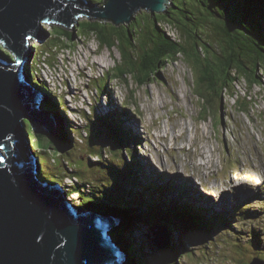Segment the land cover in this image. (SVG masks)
Listing matches in <instances>:
<instances>
[{"label":"rangeland","instance_id":"obj_1","mask_svg":"<svg viewBox=\"0 0 264 264\" xmlns=\"http://www.w3.org/2000/svg\"><path fill=\"white\" fill-rule=\"evenodd\" d=\"M92 1L100 3V0ZM175 1L180 3L179 0ZM147 12L142 10L137 15H147ZM171 13L175 18L180 14L175 9ZM185 15L194 23L199 22V16L187 12ZM54 28L56 36L66 31L74 34L73 40L69 42L70 53L56 56L48 48L47 52L53 57L45 56L46 65L56 68L65 79L64 95L70 109L64 113L69 118L68 125L79 127L75 135L76 146L70 150L71 163L81 171L86 170L85 174L94 183H100L98 176H101L109 184L112 176L106 166L111 161L123 164V160L119 139L101 116L111 114L110 111L115 107L127 106L126 112L130 119L118 122H122L126 129L143 132V147L136 148L135 152L141 165L139 175L143 176L142 173L146 172L147 176L144 177L151 182H160V186L167 181L174 189L182 187L179 197L180 201L183 198L182 204L187 209L200 208L202 204L205 210L204 203H207L216 208L213 214L224 220H206L209 227L214 229L211 234L194 232L182 223L169 230V240L173 239L177 245H180V240L184 243L183 264H264V250L257 248V243L260 248L264 246V85H251L242 80L236 92L230 90L224 95L221 113L217 117L207 116L201 101L194 94L193 66L185 58L179 57L178 61L171 64L166 62L161 69L152 70L153 78L146 86L139 87L135 80L131 79L128 84L123 79L114 78L115 68L121 66L120 51L123 46L120 48L117 45L110 50L102 48L94 36H77L78 27H43L50 37ZM165 28L179 38L180 29L167 25ZM201 36L204 41L222 44L220 37H213L212 41ZM45 40L39 39L43 44L49 41ZM122 41L129 51L126 38L123 37ZM54 47L52 45V49ZM137 52L132 51L134 55ZM50 60L55 61L53 65ZM128 66L126 62L123 67ZM109 72L112 78L105 88V77ZM262 72L264 68L259 70L260 74ZM47 74L50 76L49 72L44 73L45 76ZM34 75L37 77L36 73ZM132 91L135 92L134 97H131ZM53 92L59 102L66 106L64 95L59 97L56 90ZM49 99L44 100L45 104ZM242 102L247 103L249 113L242 111ZM54 111L61 113L58 109ZM66 126L60 130L66 133ZM101 157L105 159L106 166L93 165ZM123 157L127 158L125 154ZM52 165L56 167L58 164ZM46 179L67 189L64 177H58L56 181ZM83 180L87 179L81 178ZM70 189L74 190L75 187ZM129 190L131 187L127 192ZM67 197L70 201H80L76 194H67ZM223 204L229 205L233 220L223 212ZM101 209L108 214L106 205H101ZM116 210L113 207L112 215L108 216L121 220L118 225L122 230L124 215L120 210V213H115ZM250 220L255 224L253 227ZM225 221L228 228L219 231V222ZM252 231L256 232L254 241L247 235L248 232L252 235ZM151 246L158 249L153 242L147 245Z\"/></svg>","mask_w":264,"mask_h":264},{"label":"trees","instance_id":"obj_2","mask_svg":"<svg viewBox=\"0 0 264 264\" xmlns=\"http://www.w3.org/2000/svg\"><path fill=\"white\" fill-rule=\"evenodd\" d=\"M179 1L178 4L172 0L173 7L169 6L167 11L162 14L154 16L147 12V15H137V21H133L129 27L93 18L80 20L77 36L84 38H87V35L94 36L102 48L109 50L117 45L120 48L123 46V50L120 51L121 66L115 68L114 78L123 79L128 84L131 79L135 80L139 87L146 86L153 78L152 70L161 69L166 62L171 64L178 61L179 57L185 58L193 66L194 94L201 101L204 113L207 116L217 117L223 109L224 91L231 90L236 80L232 75L233 70H237L240 76L251 85L255 83L264 85V74L259 73V70L264 68V0ZM173 9L180 12L176 18L171 13ZM185 12L199 16V22L194 23L191 18L185 15ZM144 16H148V18ZM165 25L180 29L179 38L169 32ZM54 30L55 28L52 30L48 42L44 44L36 42L33 45L36 56L31 64V71L37 88L51 98L44 107L46 111L58 109L62 116H66L70 109L66 97L64 95L66 106L61 103L59 106L53 91L50 88H48L50 92L45 89L48 82L43 77L41 65L44 63L43 71L48 68L52 73L57 74L56 68H51L45 63L46 55L53 57L47 52L48 48L54 51L56 56L61 55L64 49L69 50L71 47L69 42L73 40L74 34L66 31V33L56 36ZM201 35L206 39L211 38L212 41L213 37H220L222 44L204 41ZM123 37L128 42L129 51L123 45ZM52 45H55L53 49ZM134 50L138 51L136 55L132 53ZM8 53H11L10 50L4 49L2 55L13 59L14 55ZM51 61L49 62L53 65L55 61ZM126 62L129 66L123 67ZM46 71L49 72V70ZM35 73L37 74L36 79L34 78ZM111 78V72H109L105 77V87ZM56 88L62 91L60 86ZM134 95L135 92L132 91L131 97ZM240 107L244 113H249V110L246 109V102H242ZM126 110L127 106L115 107L110 111L111 114L101 116V119L107 120L106 124H109L112 132L119 139L123 160V164L111 161L108 166L104 164L103 157L93 162V165L102 164L111 171L112 177L109 184L104 183L101 176H98V180L101 182L94 183L85 174L86 170L81 171L71 163L70 150L76 146L75 135L78 134V126L67 123L66 133L63 129L60 130V140L58 141L46 131L37 132L28 123L27 131L32 141L33 151L40 158L42 178L45 180L50 178L54 181L58 177H64V181L66 178L74 179L75 182L72 181L70 185H65L68 188V195L79 193V199L83 200L72 202L81 208L90 210L95 207L99 210L101 205H106L108 214H112L113 207L123 212L124 226L122 230H114L112 235L129 253L128 264H178V262L183 264L184 243L181 240L179 241L180 245H177L173 239H170L164 250H158L154 246L147 247L151 243L148 237L149 232L160 226L171 230L182 223L194 232L201 231L211 234L209 222L206 220H212V218L208 217L209 215L202 209V204L200 208L193 207L191 209H187L181 204L179 195L182 193V187L178 186L177 189H174L167 181L162 186L159 185L160 182L154 180L151 184V180L144 177L147 176L146 172L142 173L143 176L139 175L140 164L135 152L138 147H143L142 142L135 140L132 136L129 140L125 133L131 135L129 133H132V130L123 129L121 123L118 122L123 118L130 119ZM88 136L89 134H87ZM130 141L134 147H130ZM124 149L125 153H123ZM124 154L127 158L123 157ZM52 163L58 165L54 167ZM127 176L128 178H126ZM84 177L87 180L81 181V178ZM123 181H126L128 185ZM128 186L131 187L129 192H127ZM74 187V190L70 189ZM119 187L124 188V192H117ZM99 212H103L102 209ZM216 218L219 219L218 216ZM225 228H228V223L226 221L219 222L217 229L220 231ZM255 233L252 231L253 236L250 235V232L247 235L254 241ZM257 248L264 250V246L260 248L258 243ZM136 255L137 259H134Z\"/></svg>","mask_w":264,"mask_h":264},{"label":"water","instance_id":"obj_3","mask_svg":"<svg viewBox=\"0 0 264 264\" xmlns=\"http://www.w3.org/2000/svg\"><path fill=\"white\" fill-rule=\"evenodd\" d=\"M171 3L0 0V47L14 55L13 59L0 55V156L4 157L0 163V264H128L129 253L112 235L119 229L118 218L99 212L101 207L79 209L68 199L67 189L42 178L40 158L33 151L26 122L59 141L60 128L69 118L44 108L45 92L32 77L36 55L30 47L39 37L50 39L43 29L49 24L73 29L80 19L93 18L128 25L140 11L161 14ZM44 73L47 71H43L48 82L45 89L52 90L51 77ZM124 190L119 187L117 192ZM148 237L158 250H164L169 230L155 227Z\"/></svg>","mask_w":264,"mask_h":264},{"label":"bare ground","instance_id":"obj_4","mask_svg":"<svg viewBox=\"0 0 264 264\" xmlns=\"http://www.w3.org/2000/svg\"><path fill=\"white\" fill-rule=\"evenodd\" d=\"M32 48V50H33V47H31ZM46 70H49L50 72H52L50 69H46ZM57 86H55V88H56ZM59 87V86H58ZM44 96V98H45V100H47V98H48V96L46 95V94H44L43 95ZM127 118H123L122 119V121L123 122H125L124 120H126ZM129 120V119H128ZM118 123V122H117ZM121 123V125H122V127H123V129L124 128H126L125 127V125H123V123L122 122H120ZM129 134H131V135H128L127 137L129 138V140H131V136L135 139V140H137V141H140V142H143L144 140H142V138H144L142 135H143V132H142V130H140V132H137L136 130H134V131H132V133H129ZM130 147H134V144H131V141H130ZM138 160V159H137ZM134 165V164H133ZM136 166V165H135ZM141 166V165H140ZM125 172V169H124V171H123V173ZM123 175V174H122ZM232 176V175H231ZM126 178H128V176L126 177ZM138 178V177H137ZM234 179V178H233ZM70 183H72L71 182V180H70ZM243 183H245V182H243ZM125 184L126 185H128L127 184V182L125 181ZM151 184H153V182H151ZM194 185H195V183H194ZM153 186V185H152ZM196 186V185H195ZM127 188H129V187H127ZM197 189H199V187H197ZM239 193V192H238ZM140 194V193H139ZM153 197L155 196V195H152ZM183 203V198H181V204ZM205 204V211H206V213L208 214V215H211L210 217L212 218V219H216V216L213 214V212L216 210V208H214L213 206H210L209 204H207V203H204ZM232 205V204H231ZM229 205L227 204H223V207H221L222 208V210L223 209H225V210H223V212L225 213V214H229L230 215V217H231V219L233 220L234 219V217L232 216V212L230 211V209H229V207H228ZM93 207V206H92ZM233 209V208H232ZM208 211H210V212H208ZM226 211V212H225ZM104 213V212H103ZM104 214H106V215H108L107 213H104ZM247 220H248V218H246ZM243 221H244V219H243ZM185 222V221H184ZM250 222H251V227H253V225H255L254 223H253V221H251L250 220ZM209 229H211V227H209ZM214 229H211V231H213ZM233 236V235H232ZM215 243V242H214ZM181 260V259H180ZM180 260H178V261H180ZM187 260V259H186ZM186 263V262H185Z\"/></svg>","mask_w":264,"mask_h":264},{"label":"clouds","instance_id":"obj_5","mask_svg":"<svg viewBox=\"0 0 264 264\" xmlns=\"http://www.w3.org/2000/svg\"><path fill=\"white\" fill-rule=\"evenodd\" d=\"M166 12V11H165ZM164 12V13H165ZM162 14V13H161ZM156 15V14H155ZM154 15V16H155ZM137 17V16H136ZM49 26H51V24H49ZM56 27V26H55ZM59 27H61V26H59ZM63 28V27H62ZM40 39V38H39ZM39 39H37V40H35L32 44H31V47H33V45L37 42V43H42L41 41H39ZM43 44V43H42ZM64 52H68V53H70L69 52V50H65L64 49ZM33 62V61H32ZM43 67H44V63L41 65V68H42V72H43ZM45 71V70H44ZM262 74H264V72H262ZM232 75H233V77L234 78H236V80L234 81V85H233V88L231 89L232 91H234V92H236V87H238V89L241 87V81L243 80V81H245V83H247L248 81L245 79V78H243V77H241L240 76V74L237 72V70H233L232 71ZM62 77V76H61ZM63 78V77H62ZM63 86H64V91H62V92H59V90L57 89V88H55L54 86H53V84H52V90L51 91H54V90H56L57 91V95L59 96V97H61L62 95H64L65 94V92H66V85H65V79L63 78ZM106 88V87H105ZM228 91H230V90H228V89H226L225 91H224V93H223V97H224V95L228 92ZM58 92H59V94H58ZM46 94V93H45ZM53 95H54V92H53ZM42 100L44 101L45 100V98H44V96H43V98H42ZM58 100V99H57ZM58 102H59V100H58ZM48 106H52V105H48ZM59 106H60V102H59ZM225 108V107H224ZM247 109V108H246ZM248 110V109H247ZM139 148V147H138ZM70 181V179L69 178H66V180H65V184L66 185H70L71 183L69 182ZM67 190H68V188H67ZM76 195H79V193L77 192V194ZM78 198V197H77ZM78 200V199H77ZM122 245V244H121Z\"/></svg>","mask_w":264,"mask_h":264},{"label":"built area","instance_id":"obj_6","mask_svg":"<svg viewBox=\"0 0 264 264\" xmlns=\"http://www.w3.org/2000/svg\"><path fill=\"white\" fill-rule=\"evenodd\" d=\"M62 53H65L64 51ZM46 71V70H45ZM50 77L52 80V84H55L56 86H60L61 90L64 91V86H63V78L61 77V75L57 72V74L55 72H50Z\"/></svg>","mask_w":264,"mask_h":264},{"label":"snow or ice","instance_id":"obj_7","mask_svg":"<svg viewBox=\"0 0 264 264\" xmlns=\"http://www.w3.org/2000/svg\"><path fill=\"white\" fill-rule=\"evenodd\" d=\"M0 43H2V41H0ZM4 54V49L0 48V55ZM9 55H11V53H8ZM4 157L0 156V163H3Z\"/></svg>","mask_w":264,"mask_h":264},{"label":"flooded vegetation","instance_id":"obj_8","mask_svg":"<svg viewBox=\"0 0 264 264\" xmlns=\"http://www.w3.org/2000/svg\"><path fill=\"white\" fill-rule=\"evenodd\" d=\"M36 79V77H34Z\"/></svg>","mask_w":264,"mask_h":264}]
</instances>
